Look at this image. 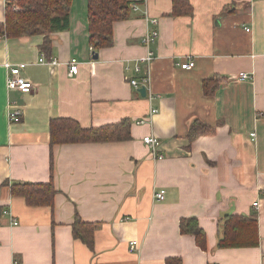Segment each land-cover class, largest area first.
Wrapping results in <instances>:
<instances>
[{
	"label": "crops",
	"instance_id": "obj_1",
	"mask_svg": "<svg viewBox=\"0 0 264 264\" xmlns=\"http://www.w3.org/2000/svg\"><path fill=\"white\" fill-rule=\"evenodd\" d=\"M187 1L192 12L174 15L173 0H138L113 23L112 45L93 52L88 0H70L68 28L50 34L56 64L38 62L44 34L0 35V264H264V0ZM153 27L148 99L127 78L137 76L133 60ZM72 57L78 72L70 77ZM187 59L194 66L181 68ZM5 62L32 83L29 93L7 89ZM211 78L218 84L205 94ZM9 105L21 110L18 121L8 119ZM55 118L85 128L126 118L130 136L51 144ZM194 120L214 131L190 140ZM149 134L162 159L143 143ZM50 180L58 191L51 206L11 195L13 183ZM7 207L12 217L2 214ZM229 214L255 215L257 245L218 247ZM76 216L99 222L92 248L72 235ZM187 217L205 232L203 248L180 231Z\"/></svg>",
	"mask_w": 264,
	"mask_h": 264
},
{
	"label": "trees",
	"instance_id": "obj_2",
	"mask_svg": "<svg viewBox=\"0 0 264 264\" xmlns=\"http://www.w3.org/2000/svg\"><path fill=\"white\" fill-rule=\"evenodd\" d=\"M19 9L14 10L13 6ZM70 0H10L5 5V20L0 23V35L17 37L21 35L44 34L41 50L50 57V34L66 30L69 26ZM131 9L129 0H88L87 19L89 42L93 52L113 43V23L124 20ZM192 6L187 0H173L174 15H188ZM218 84L216 79L203 81L205 94L212 93ZM130 123L123 118L117 123L98 127H82L71 118H55L49 123L51 144L112 142L129 138ZM214 130L199 120L189 127L188 137L195 139ZM12 196H21L31 206H51L58 192L52 181L46 183L17 182L10 186ZM224 231L218 240V247H240L257 245V222L255 215L229 214L224 216ZM99 222L81 220L78 216L72 223V235L89 248L93 247L94 231ZM180 231L193 234L197 244L203 248L205 232L194 217L182 218Z\"/></svg>",
	"mask_w": 264,
	"mask_h": 264
},
{
	"label": "built area",
	"instance_id": "obj_3",
	"mask_svg": "<svg viewBox=\"0 0 264 264\" xmlns=\"http://www.w3.org/2000/svg\"><path fill=\"white\" fill-rule=\"evenodd\" d=\"M130 5L132 9L137 8V1L138 0H129ZM14 10H18L19 8L17 6H13ZM146 20L153 26L157 25V19L149 16H145ZM158 36V31L156 28H150L147 30L144 35L142 36V44L145 48V53L133 60V70L137 74V76H130L127 78L128 83L135 89H138L140 86H144L146 88V95L148 96V99L152 97V94L150 93V66L155 58L153 51L151 50V45L154 42V40ZM92 50V48H91ZM38 62L41 64H56L57 61L53 57H46L45 55H41L38 58ZM4 66L8 69L9 74L6 78V87L7 89H14L18 90L21 93H29L32 89V83L26 79L23 78L20 75V69L19 67L12 66L9 62H5ZM194 66L193 59H187L184 63L180 64L181 68L184 69H190ZM78 72V60L74 57H72L68 63H67V74L68 76L72 77L76 75ZM238 77L240 79H246L249 77L247 73H239ZM9 110L7 111V117L8 119L13 121H18L20 118L22 112L18 107H14L12 105H9ZM156 111L155 108L150 109V114L154 113ZM144 120L141 119L139 122L142 123ZM255 134L254 132L250 133V136L253 137ZM142 141L144 144H146L149 147L150 155L155 159H162L164 156L162 153H160V142L159 140L154 137L153 135H145L142 138ZM155 198L157 200H163L165 198V190L164 189H158L155 192ZM257 202L253 203V206H256ZM2 214L7 215L9 217H12V213L10 211V208H4L2 209ZM13 224H17L16 221H12ZM139 243L137 240L129 241L128 243V249L129 251L133 252L136 251L138 248ZM13 264H17V261L14 260Z\"/></svg>",
	"mask_w": 264,
	"mask_h": 264
},
{
	"label": "water",
	"instance_id": "obj_4",
	"mask_svg": "<svg viewBox=\"0 0 264 264\" xmlns=\"http://www.w3.org/2000/svg\"><path fill=\"white\" fill-rule=\"evenodd\" d=\"M97 57V54L94 53L93 54V58L95 59ZM138 92L140 93L141 96H145L146 95V88L144 86H140L138 89Z\"/></svg>",
	"mask_w": 264,
	"mask_h": 264
}]
</instances>
